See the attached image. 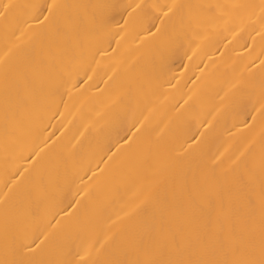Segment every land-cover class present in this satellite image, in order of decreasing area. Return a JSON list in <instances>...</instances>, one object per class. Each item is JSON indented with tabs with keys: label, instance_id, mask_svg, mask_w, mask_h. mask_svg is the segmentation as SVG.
Listing matches in <instances>:
<instances>
[{
	"label": "bare ground",
	"instance_id": "1",
	"mask_svg": "<svg viewBox=\"0 0 264 264\" xmlns=\"http://www.w3.org/2000/svg\"><path fill=\"white\" fill-rule=\"evenodd\" d=\"M0 264H264V0H0Z\"/></svg>",
	"mask_w": 264,
	"mask_h": 264
}]
</instances>
